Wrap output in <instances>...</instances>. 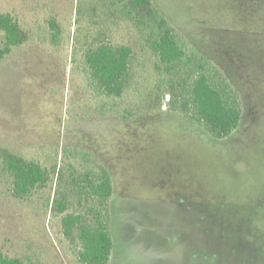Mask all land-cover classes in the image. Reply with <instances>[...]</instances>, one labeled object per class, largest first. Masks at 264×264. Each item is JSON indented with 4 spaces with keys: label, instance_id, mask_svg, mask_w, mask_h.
<instances>
[{
    "label": "rangeland",
    "instance_id": "rangeland-1",
    "mask_svg": "<svg viewBox=\"0 0 264 264\" xmlns=\"http://www.w3.org/2000/svg\"><path fill=\"white\" fill-rule=\"evenodd\" d=\"M116 1L0 0L29 33L0 61V148L56 167L19 199L0 158V250L27 264H82L52 202L103 164L113 182L108 264H198L200 246L208 264H264V0H154L241 92L240 124L222 139L167 110L186 74L163 70ZM100 41L134 51L121 98L99 96L90 77L85 53ZM70 201L68 212H83L96 199Z\"/></svg>",
    "mask_w": 264,
    "mask_h": 264
},
{
    "label": "trees",
    "instance_id": "trees-1",
    "mask_svg": "<svg viewBox=\"0 0 264 264\" xmlns=\"http://www.w3.org/2000/svg\"><path fill=\"white\" fill-rule=\"evenodd\" d=\"M116 3L119 12L131 19L136 29L144 35L146 44L163 63V70L177 77L186 74L180 96L172 99L167 110L181 112L203 126L216 139L231 135L242 119L243 104L241 92L227 71L189 43L154 0H117ZM51 26L54 31L53 42L58 44L61 28L54 20ZM0 30L4 33L0 40L2 61L15 47L28 42L29 33L12 13L1 11ZM133 57L131 46L113 45L105 41L87 50L85 63L99 96L116 99L124 95L132 84ZM178 83L182 81L178 80ZM137 114L124 116L123 119H130ZM0 158L4 169L13 178V195L19 199H24L38 187H45L52 171H56V167L51 171L38 159L26 158L7 147L0 148ZM69 185V193L63 192L62 198H59V194L53 198L52 211L65 213L62 218L63 231L71 243L80 244L78 257L82 264H108L114 249L110 207L113 198L111 173L102 164L97 173L89 172L82 181L73 179ZM80 193L91 194L96 199L95 204L83 212H68L71 194L76 196ZM78 201L81 204L82 198ZM252 247H256L259 253L263 252L260 244ZM210 255L201 246L199 250L194 249V258L200 257L201 262L198 264H208ZM235 260L233 258L230 264H237ZM248 263L253 264L250 260ZM0 264L27 263L21 257L10 256L0 250Z\"/></svg>",
    "mask_w": 264,
    "mask_h": 264
}]
</instances>
